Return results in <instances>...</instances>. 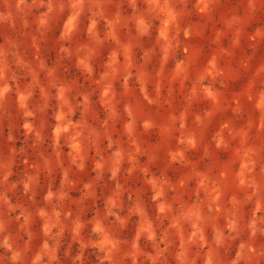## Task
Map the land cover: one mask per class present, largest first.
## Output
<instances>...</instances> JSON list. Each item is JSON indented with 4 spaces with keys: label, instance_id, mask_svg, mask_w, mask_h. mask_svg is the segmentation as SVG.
Returning <instances> with one entry per match:
<instances>
[{
    "label": "clouds",
    "instance_id": "9594fccd",
    "mask_svg": "<svg viewBox=\"0 0 264 264\" xmlns=\"http://www.w3.org/2000/svg\"><path fill=\"white\" fill-rule=\"evenodd\" d=\"M0 264H264V0H0Z\"/></svg>",
    "mask_w": 264,
    "mask_h": 264
}]
</instances>
